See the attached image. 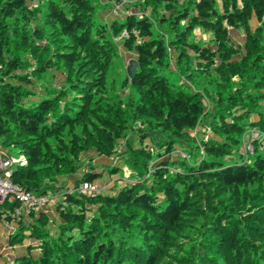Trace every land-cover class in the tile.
I'll list each match as a JSON object with an SVG mask.
<instances>
[{"label":"trees","instance_id":"trees-1","mask_svg":"<svg viewBox=\"0 0 264 264\" xmlns=\"http://www.w3.org/2000/svg\"><path fill=\"white\" fill-rule=\"evenodd\" d=\"M62 1L47 0L40 25L28 0H0V148L25 157L15 183L59 196L54 216L26 219L0 202L11 244L37 239L6 264H264V136L246 157L242 144L264 131V0H135L104 21V3ZM121 45L137 68L118 89ZM92 153L134 181L78 192L115 163Z\"/></svg>","mask_w":264,"mask_h":264},{"label":"rangeland","instance_id":"rangeland-1","mask_svg":"<svg viewBox=\"0 0 264 264\" xmlns=\"http://www.w3.org/2000/svg\"><path fill=\"white\" fill-rule=\"evenodd\" d=\"M63 7H66V4L62 1V0H57ZM96 3L101 2L104 3L103 4H99V6L97 7V20L99 21H104V20H113L115 18H119V19H124V17L132 12H135L136 9L134 8V2L135 0H122V1H118V0H95ZM28 3L32 6H37L38 10H37V14H36V22H38L40 25H43L44 23V15L47 11V0H28ZM117 5L119 7H121L120 9H122L121 12H116L114 11V8L117 9ZM119 11V10H118ZM253 25L257 24V21L254 19L252 21ZM198 34H200V30L197 31ZM123 34H126V31L123 32ZM230 34L232 39L238 43V45H242L243 41H244V34L242 32H240L237 29L231 28L230 30ZM204 37L206 38V36L204 35ZM134 58V53L133 51H130L126 48H124L122 45L120 46V51L119 53L114 57L113 62L110 65L109 71H108V80L110 82H114L115 85L118 87H120V83L122 81V79L125 77V74L127 73V66L129 65L131 59ZM127 65V66H126ZM126 72V73H125ZM62 78V73L58 72L57 76H56V82L58 83V81ZM48 80V82L50 83H54V79L52 77H48L46 78ZM38 84V83H37ZM36 90H40L41 88L38 86L35 87ZM128 89V88H126ZM261 106L263 107L262 110H264V99L261 102ZM259 117L258 113H254L251 115L250 120H254L257 119ZM199 129V127H197L196 129H193L192 133L193 135L196 134L197 130ZM250 130V129H249ZM246 132L245 134V138L246 139H250V132ZM138 131V130H136ZM135 140V142H138V134L135 133V135L132 136ZM146 143H148V145L150 144L149 139L146 140ZM4 151H6V153L15 161L14 166L16 167V165H18L21 162V158L23 156V153L21 151V148L19 146H7V147H3L2 148ZM154 150L157 151L159 150V148L157 146L154 147ZM94 160V163H103V164H110V161L115 160L116 158H112V157H106L104 155L99 156L96 155V153H92ZM241 152L240 151H233V153L231 155L225 156L224 160L227 162H236V161H240L242 156H241ZM183 156V155H182ZM244 157H246V153L243 155ZM194 158V155H193ZM117 160H115V163H112L110 165H108L106 167V170H103V173L101 176H99V178L97 180H95V183L98 184L99 189L101 192H106V191H111V189H113L116 185V183L118 182V184L120 185H125L130 183L131 181H134L133 179L128 178V175H130V171L128 170V168L125 166L124 162H119L116 163ZM107 165V164H106ZM112 165H119L120 166V170L118 172V174L114 175L111 174L108 170V168ZM103 167H98L97 170L100 171L102 170ZM73 185V177L69 176L67 178V186L71 187ZM99 191V192H100ZM57 199L59 200V196H57ZM57 200V201H58ZM55 202H51L50 204H47L45 207L46 209V213L50 214V216L55 214ZM27 217H24V219H26ZM30 218V216L28 217ZM16 230L15 224L14 223H0V262H4L5 259L3 258H11L13 259L15 257V255H19L22 252L26 251L28 244L30 243V241H37V239L35 237H26L23 239V243H19L16 242L14 245L11 244L10 241V236L11 234ZM27 234H29L28 231H26ZM34 254H38V251L36 249L33 250Z\"/></svg>","mask_w":264,"mask_h":264},{"label":"built area","instance_id":"built-area-1","mask_svg":"<svg viewBox=\"0 0 264 264\" xmlns=\"http://www.w3.org/2000/svg\"><path fill=\"white\" fill-rule=\"evenodd\" d=\"M117 5V9L114 8V11L121 12ZM119 10V11H118ZM250 139H246L244 135L243 139V151L246 154H252L254 151V143L258 139L264 136V131L258 128H251ZM181 152V154L185 157H189L184 151L177 150ZM25 161L24 155L21 158V162ZM15 164V161L0 148V202L9 201L16 202L17 205L13 211V216L17 219H21L27 216H31V214H35V216H39L41 212L46 211V205L51 202H57V195L52 193L45 194H37L21 185L15 183L11 179L12 175V166ZM78 192H99V186L95 182L85 181L76 187ZM54 203V204H55ZM46 213V212H45Z\"/></svg>","mask_w":264,"mask_h":264},{"label":"water","instance_id":"water-1","mask_svg":"<svg viewBox=\"0 0 264 264\" xmlns=\"http://www.w3.org/2000/svg\"><path fill=\"white\" fill-rule=\"evenodd\" d=\"M137 68V60L136 58H132L129 65L127 66V73L129 76H132Z\"/></svg>","mask_w":264,"mask_h":264},{"label":"crops","instance_id":"crops-1","mask_svg":"<svg viewBox=\"0 0 264 264\" xmlns=\"http://www.w3.org/2000/svg\"><path fill=\"white\" fill-rule=\"evenodd\" d=\"M54 215H55V214H54ZM54 215H52V216H54ZM15 225H16V224H15ZM3 259H5V261H4V262H0V264H6L7 261L10 260L11 258H6V257H5V258H3Z\"/></svg>","mask_w":264,"mask_h":264}]
</instances>
